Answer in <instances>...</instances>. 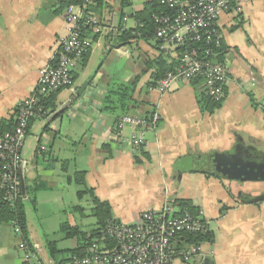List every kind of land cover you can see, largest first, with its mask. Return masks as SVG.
Listing matches in <instances>:
<instances>
[{
	"label": "crops",
	"instance_id": "0c3cea01",
	"mask_svg": "<svg viewBox=\"0 0 264 264\" xmlns=\"http://www.w3.org/2000/svg\"><path fill=\"white\" fill-rule=\"evenodd\" d=\"M61 1L0 0V122L11 120L34 93L40 70L58 57L59 39L68 33ZM152 1L102 0L89 9L87 18L97 23L85 26L83 35L93 43L73 87L56 97L57 111H66L53 122L48 121L54 113L35 118L23 149L28 234L31 245L40 247L38 260L27 262L24 239L12 222H0V264H57L48 243L69 252L84 241L68 237L64 225L87 237L98 229L93 198L78 197L77 173L85 174L94 196L110 204L119 223L135 224L143 211L167 202L192 201L210 222L212 241L199 243L201 254L191 262L174 264H264V198L246 202L264 194V178L250 173L260 180L238 183L220 171L187 164L195 156L198 161L237 153L264 158V0H233L240 12L220 18L222 54L214 60L225 64L230 83L213 114L200 109L198 99L206 96L200 79L178 82L164 93L150 85L156 69L148 63L163 56L178 66L155 39L122 41L138 27L135 15ZM113 84L136 85L134 100L142 105L133 117L159 116L137 155L116 139L120 116L103 111ZM136 131L128 125L123 137Z\"/></svg>",
	"mask_w": 264,
	"mask_h": 264
},
{
	"label": "built area",
	"instance_id": "2783aa9c",
	"mask_svg": "<svg viewBox=\"0 0 264 264\" xmlns=\"http://www.w3.org/2000/svg\"><path fill=\"white\" fill-rule=\"evenodd\" d=\"M100 1L81 0V4L65 9L68 33L59 39L58 57L40 70L34 93L14 112L13 132L0 135V191L7 203L14 204L19 198L21 175L27 171L23 149L29 122L38 116H50L43 111V99L73 87L74 74L93 43L84 37L83 29L92 22L97 23L88 19L87 14ZM160 5L166 11L153 16L155 40L164 55L176 58L178 66L154 89L164 93L178 82L200 79L206 96L221 103L230 83L229 70L224 63L214 60L217 54L212 52L222 44L220 18L230 12L238 14L239 7L234 8L233 0H160ZM158 122V115L144 119L121 117L117 122L116 139L121 145H129L137 155L145 144L146 133L155 130ZM128 125L137 131L126 138L123 130ZM39 151L45 152V146L41 145ZM12 224L16 234L23 238L20 227L15 222ZM100 232L90 243L87 255L72 256L70 264H174L177 259L188 263L201 254L202 247L190 243L185 236H206L211 228L201 212L192 214L175 202H167L161 209L143 211L135 224L111 223ZM21 250L27 262L38 260L39 246L31 249L24 241Z\"/></svg>",
	"mask_w": 264,
	"mask_h": 264
},
{
	"label": "trees",
	"instance_id": "16d2710c",
	"mask_svg": "<svg viewBox=\"0 0 264 264\" xmlns=\"http://www.w3.org/2000/svg\"><path fill=\"white\" fill-rule=\"evenodd\" d=\"M81 4V0H63L60 2V6L62 9H66L71 5ZM166 10L160 5V0H155L145 5V8L142 12L137 13L135 15L138 23V27L133 30H128L123 34L122 41L127 42L129 39L137 38L143 39L145 41L155 39V24L153 21L154 15H159L164 13ZM222 44L219 48H214V54H222ZM87 57V55L85 56ZM86 59V58H84ZM148 67L155 68L156 71L152 76V83L150 84L152 87H155L157 83L170 71H172L175 66L169 65L166 60L162 57L154 60V62L148 63ZM136 85L132 84H113L110 88L108 94L105 97L103 102V111L109 114L119 115L120 118L129 115H135V113L140 109L142 104H139L134 100ZM59 93V92H58ZM53 96L43 99L41 102V106L43 107V111L48 113L49 115L52 113H56L57 105H56V97L57 94ZM198 103L200 109L203 113L213 114L216 110L220 109L222 104L215 103L210 98L205 95H200L198 99ZM48 115V116H49ZM42 117V116H41ZM47 117V116H46ZM37 118V117H36ZM149 118V116L145 117ZM35 118L31 119L29 122V128L31 126L32 121ZM28 128V133H29ZM15 129V120L14 116L11 120H2L0 122V135L5 133L13 132ZM73 181L75 185L78 187V197L81 199L85 195H90L93 198L94 208L93 215L97 221L98 229L92 232L90 237H87L85 234H82L79 228H70L68 225H64L61 229L62 232H66L68 237H77L79 241L84 239V241L80 242L79 246L71 250L69 252H63L58 250L55 242L48 243L47 247L49 253L54 261L57 264H70L69 260H60L58 256H78L84 257L87 255L88 247L93 239H96L100 236V231L105 230V228L111 223H117L118 221L113 216L112 207L107 202H102L98 200L94 196V192L90 189L85 180L84 173L75 174ZM178 207L181 209H185L190 211L192 214H198L197 209L193 206L192 201L189 200H176ZM31 204L35 206L36 201H31ZM26 205L27 200L25 201L23 197V192L21 189L19 198L15 201L14 204L7 203L2 198V191H0V222H15L21 229L24 241L30 246L32 249L33 246L29 241L28 234V222L26 217ZM185 239H187L190 243L199 244L202 242H210L212 241L211 234L206 236H195V235H186Z\"/></svg>",
	"mask_w": 264,
	"mask_h": 264
},
{
	"label": "water",
	"instance_id": "95a60500",
	"mask_svg": "<svg viewBox=\"0 0 264 264\" xmlns=\"http://www.w3.org/2000/svg\"><path fill=\"white\" fill-rule=\"evenodd\" d=\"M66 111V108H63L59 111H57L56 113H54L53 115H51L49 117V121L48 122H53L55 121L58 117L62 116ZM239 163V162H238ZM239 166V167H238ZM238 173H239V176H236V175H228L227 177L229 179H232L233 181H236L238 183H245V182H250V181H257V180H260L259 178H254V177H249L248 176V172H250L251 174H257L259 173L260 171H262L259 163L248 157L247 159L245 160H242L239 164H238ZM236 167V168H237ZM221 172V171H220ZM21 185H22V192H23V197L25 199V201L27 200V192H26V188H25V180H24V175H21ZM241 185L237 184L236 185V188H240L242 191H249V188L248 189H244V187H240ZM256 186H251L250 189H254L255 190ZM241 191V194L242 195V192ZM264 194H262V196H256V197H252L250 199H248L246 202L247 204H258V202L260 200H262L264 198L263 196Z\"/></svg>",
	"mask_w": 264,
	"mask_h": 264
},
{
	"label": "flooded vegetation",
	"instance_id": "af4514ba",
	"mask_svg": "<svg viewBox=\"0 0 264 264\" xmlns=\"http://www.w3.org/2000/svg\"><path fill=\"white\" fill-rule=\"evenodd\" d=\"M213 156V158L210 161H206L205 162V166H206V171H221L220 173L223 174L224 176H228V175H236L239 176V173L236 169V167L238 166V164L242 161L248 158V156L245 153H237L235 156L232 155H226V156ZM254 160H256L257 162L260 163V167L262 169V171L259 172V174H253V175H258L260 178H264V158H260L259 160L258 157H254ZM239 162V163H238ZM250 174V172H248V175Z\"/></svg>",
	"mask_w": 264,
	"mask_h": 264
},
{
	"label": "rangeland",
	"instance_id": "374dc122",
	"mask_svg": "<svg viewBox=\"0 0 264 264\" xmlns=\"http://www.w3.org/2000/svg\"><path fill=\"white\" fill-rule=\"evenodd\" d=\"M197 157L198 156L192 157L191 161L187 162V164L194 168H202L203 166H205L204 163L207 161V158H203L201 159V161L200 160L198 161ZM217 173L220 174V172ZM39 252H40V247H39Z\"/></svg>",
	"mask_w": 264,
	"mask_h": 264
}]
</instances>
